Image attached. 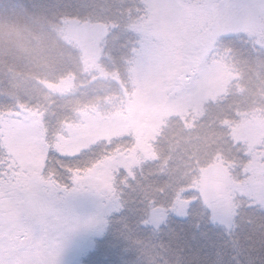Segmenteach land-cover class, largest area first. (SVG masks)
<instances>
[{"label": "snow or ice", "instance_id": "snow-or-ice-1", "mask_svg": "<svg viewBox=\"0 0 264 264\" xmlns=\"http://www.w3.org/2000/svg\"><path fill=\"white\" fill-rule=\"evenodd\" d=\"M45 7L91 71L58 96L0 97V264H59L69 190L104 202L122 244L104 236L83 264H264V90L234 79L264 76V0Z\"/></svg>", "mask_w": 264, "mask_h": 264}, {"label": "trees", "instance_id": "trees-1", "mask_svg": "<svg viewBox=\"0 0 264 264\" xmlns=\"http://www.w3.org/2000/svg\"><path fill=\"white\" fill-rule=\"evenodd\" d=\"M47 2L28 0L26 7L0 8V97L58 96L65 92L72 73L79 77L91 71L83 62L76 32L45 7ZM255 74L247 68L237 74L235 80L243 86V95L264 90V76ZM116 232L110 214L103 233L90 246H77L74 264H83L85 253L104 236L114 250L119 249L122 244ZM133 259L131 254L122 257L117 252L114 256L115 264H132Z\"/></svg>", "mask_w": 264, "mask_h": 264}, {"label": "rangeland", "instance_id": "rangeland-1", "mask_svg": "<svg viewBox=\"0 0 264 264\" xmlns=\"http://www.w3.org/2000/svg\"><path fill=\"white\" fill-rule=\"evenodd\" d=\"M255 77L258 76L255 74ZM247 87L249 85L244 89ZM262 87L264 88V85ZM54 199L58 203L57 209L61 216L72 225V228L66 231L63 236V247L59 257V264H74L77 246L78 248L82 246L87 248L105 229L103 227L97 231L95 223L87 226L89 222L102 220L107 224V218L111 213L105 211L104 202L91 192L72 193L70 190L69 192L58 191L54 194Z\"/></svg>", "mask_w": 264, "mask_h": 264}]
</instances>
